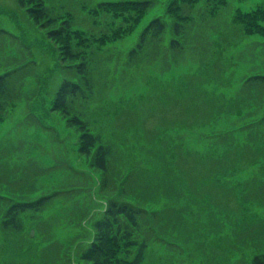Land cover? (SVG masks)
<instances>
[{
  "label": "rangeland",
  "instance_id": "obj_1",
  "mask_svg": "<svg viewBox=\"0 0 264 264\" xmlns=\"http://www.w3.org/2000/svg\"><path fill=\"white\" fill-rule=\"evenodd\" d=\"M45 1L52 12H74L79 30L99 36L114 29L104 23L113 18L109 13L90 15L102 0ZM167 3L154 0L122 35L87 49L93 93L74 99L71 108L111 143L112 187L118 189L121 182L123 189L160 208L164 223L159 233L165 240H150L139 264L249 261L257 248L245 241L255 236L254 219L264 214V205L246 192L264 186V138L239 130V145L219 144L221 152L208 155L205 164L168 152V144L180 134L184 146L199 150L213 131L264 114V90L257 100L246 101L249 87L242 85L247 75L264 70V32L250 33L240 21H231L237 9L264 11V0H227L216 10L200 0L188 7L185 12L196 14L185 31L191 43L181 39L179 50L170 44L173 18ZM155 15L167 22L162 44L129 60V49ZM0 25L13 33L0 35V71L15 66L18 72L31 71L20 96L0 114V264H89L81 252L94 235V221L108 198L120 192L102 187V171L79 150V131L53 106L65 73L45 29L16 0H0ZM205 56L210 58L206 63L201 61ZM211 95L227 104L218 106ZM211 107L221 110L208 121ZM217 168L224 171L221 180L209 179ZM54 190L58 194L46 207L21 213L22 229L2 226L6 203L1 195L34 198ZM190 209L196 222L185 219Z\"/></svg>",
  "mask_w": 264,
  "mask_h": 264
},
{
  "label": "trees",
  "instance_id": "obj_2",
  "mask_svg": "<svg viewBox=\"0 0 264 264\" xmlns=\"http://www.w3.org/2000/svg\"><path fill=\"white\" fill-rule=\"evenodd\" d=\"M16 1L41 28L45 29L47 38L54 44L60 71L65 73L55 93L54 108L61 109L68 125L75 127L79 131V150L89 158L91 166L102 171V187L107 191L120 192L117 196L108 198L102 215L94 221V235L82 250L81 257L89 264H139L145 257L150 240L155 238L165 240L159 233V230H161L160 226L164 223V218L158 215L160 208L157 209L155 206H151L140 193L123 189V183L121 182L118 183V189L115 188V185L112 187L115 176L111 172L110 167L111 143L103 140L98 133L92 131L88 122L82 118L79 112L74 111L71 106L74 99H87L93 93V80L90 74L89 59L86 54L87 49L93 45H102L108 39L122 35L126 24L131 20L140 18L153 4L154 0H102L98 2L97 6L92 8L90 12L93 18H96L100 11L109 13L113 18H119L118 22H115L113 18L105 20L104 23L108 26L110 23L114 24V29L111 34L105 32L99 36L93 35L92 31L87 33V31L79 30L74 22L75 13L69 9L60 13L52 12L45 0ZM199 1L168 0L167 12L173 18V36L170 38V44L173 48L177 50L183 49L184 44L181 39L185 43H191L187 41L185 31H187L188 25L194 22L193 19L196 18V14L185 12V10ZM204 1L208 5V10H216L219 5L227 2V0ZM261 18H264V11L261 9H251L249 11L237 9L232 15L231 21H240L243 25L242 27L250 33L254 31L264 32V24L260 22ZM166 26L167 22L161 15H155L151 18L141 30L136 43L129 49L128 59L137 61L144 53L154 47L156 42H161L162 44L164 35L167 32ZM0 35L1 37H4V35L13 36V33L0 25ZM262 44L264 45V42ZM206 57H203L201 61L208 62L210 58L207 59ZM17 67H8L0 71V114L9 107L12 101L20 96L24 79L31 72H18ZM242 85L249 87L243 100L250 101L260 98V93L264 90V70L256 69V71L247 75ZM209 99L221 107L227 104V99L220 101L214 95H211ZM221 107H211L214 110L209 114L207 120L215 118ZM239 130L253 134L256 132L255 136H260L263 140L264 114L226 130L213 131L208 137L210 138L207 141L208 145L199 150L184 146L180 134L177 138L176 135H172L176 140L171 139L168 144V152L182 153L185 156H190L194 161L205 164L209 156H217L221 152V150L219 151V144L223 143L224 147L238 146L240 140L237 138V131ZM256 145L258 147V143ZM173 164H175V160ZM222 172L224 171L218 170V168L214 169L208 178L221 180L220 175ZM229 172L230 175L233 174V170ZM262 177L264 179V176ZM249 191L253 192L252 195L250 194L251 198L249 199L264 205V186L259 184L252 186L251 189L247 190L246 194ZM57 194L58 190L45 192L34 198L25 196L23 198H12L1 195V201L6 203L1 220L2 226L16 231L22 229L23 220L21 213L27 210L37 211L43 209ZM127 195H130V197ZM178 207L176 206L175 208L180 211ZM180 213L182 214V212ZM185 219H191L188 222H196L195 209H190ZM254 220L256 221H254L255 225H257V228L253 230L255 236L245 241L244 237L239 238L241 236V233H239L238 239L243 242L249 241L257 249L249 261L243 260L238 264H264V214H257Z\"/></svg>",
  "mask_w": 264,
  "mask_h": 264
}]
</instances>
